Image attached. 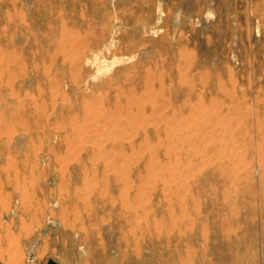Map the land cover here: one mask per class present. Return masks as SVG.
<instances>
[{
    "label": "rangeland",
    "instance_id": "rangeland-1",
    "mask_svg": "<svg viewBox=\"0 0 264 264\" xmlns=\"http://www.w3.org/2000/svg\"><path fill=\"white\" fill-rule=\"evenodd\" d=\"M0 264H264V0H0Z\"/></svg>",
    "mask_w": 264,
    "mask_h": 264
}]
</instances>
